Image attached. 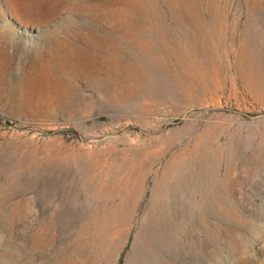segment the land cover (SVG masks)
Segmentation results:
<instances>
[{"label": "rangeland", "instance_id": "obj_1", "mask_svg": "<svg viewBox=\"0 0 264 264\" xmlns=\"http://www.w3.org/2000/svg\"><path fill=\"white\" fill-rule=\"evenodd\" d=\"M0 264H264V0H0Z\"/></svg>", "mask_w": 264, "mask_h": 264}]
</instances>
